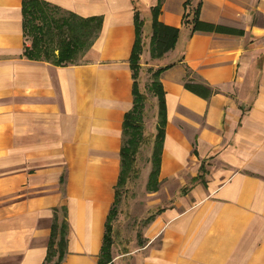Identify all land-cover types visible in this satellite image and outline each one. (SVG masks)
Wrapping results in <instances>:
<instances>
[{
    "label": "crops",
    "instance_id": "obj_1",
    "mask_svg": "<svg viewBox=\"0 0 264 264\" xmlns=\"http://www.w3.org/2000/svg\"><path fill=\"white\" fill-rule=\"evenodd\" d=\"M40 1L100 25L79 60L32 58L23 0H0V264H43L55 225L65 228L59 264H264V0H201V21L240 34L190 33L187 0H135L140 58L155 21L180 29L152 58L166 67L154 193L168 205L149 218L141 246L106 262L104 225L132 106L133 3Z\"/></svg>",
    "mask_w": 264,
    "mask_h": 264
},
{
    "label": "trees",
    "instance_id": "obj_2",
    "mask_svg": "<svg viewBox=\"0 0 264 264\" xmlns=\"http://www.w3.org/2000/svg\"><path fill=\"white\" fill-rule=\"evenodd\" d=\"M160 2V0L158 1ZM133 9H134V16H135V29H136V39L135 43L132 48V52L130 55V69L132 73L133 83H132V106L131 108L124 114L123 122H122V131H121V146L119 151L120 157V171L117 179V183L114 187V201L115 202L118 196V186L122 182V176L125 171L129 170L133 161L134 155L137 149V145L139 141H142V122L140 121L139 109H140V101L145 99L144 95L139 92L138 83L135 79V63L137 61V56L140 54L141 50V22L138 19V10H137V3L135 0H132ZM201 4V0H187L185 2V12L183 14L182 24L183 26L189 25L190 26V33L194 31H207V32H225V33H239V31L214 25L212 23L203 22L198 17L199 6ZM41 7H51L46 3H43L40 0H23L22 11H23V24L25 29V34L27 37L29 35H35V29L40 31L39 26H31L29 24L28 15L34 14L36 10L40 11ZM53 8V7H51ZM157 8L152 9V13L156 14ZM77 26H67L70 31V37L68 38H61L58 40V47L57 52L58 55L56 59L51 58L55 63H66V62H73L76 59V55L79 52H82L92 41V39L97 34L99 29V19L98 18H86L80 19L76 18ZM63 28V27H62ZM50 26L46 27L45 33L37 34V38L35 36L31 37L29 48L25 49V53L27 56L32 58H43V59H50V56L46 54H37L33 52L36 43L44 42V36L47 38V32L51 34ZM79 30V31H78ZM61 31L64 32V29ZM37 32V31H36ZM56 32V31H55ZM180 29L172 26L165 25L159 21H155L153 35H152V48H153V55L156 58L162 57L167 51H169L173 46L174 43L179 35ZM60 34V33H58ZM50 59V60H51ZM166 67H159L157 73L160 74L162 70ZM157 74V75H158ZM157 77V76H156ZM154 77L150 83V90L152 91L154 98L156 100V110L158 120L156 123V132H155V139L157 144H159V155L157 157V163L155 168V176L157 180V173H158V165H159V158L161 152V144H162V137H163V128L165 124V108H164V98H163V90L159 79ZM184 87L191 91L192 93L207 98L211 94V90L199 83L194 82H185ZM140 143V142H139ZM158 188L154 187L153 191H156ZM112 203V205H113ZM111 205L109 212L106 217L105 225H104V235L101 245L100 251V261L106 262L107 260H102L103 255L107 253V248L105 249L106 245L111 244L110 237H108L109 227H108V218L113 209ZM157 209L156 211H159ZM64 225H61L59 229L53 226V230L48 240L47 244V253L45 257V261L43 264H46L48 260H52L55 256V259L52 261L51 264H59L64 255Z\"/></svg>",
    "mask_w": 264,
    "mask_h": 264
},
{
    "label": "rangeland",
    "instance_id": "obj_3",
    "mask_svg": "<svg viewBox=\"0 0 264 264\" xmlns=\"http://www.w3.org/2000/svg\"><path fill=\"white\" fill-rule=\"evenodd\" d=\"M39 10H36L31 16H27L29 24L33 28H35L34 26L42 28L40 31L35 29L36 36L39 33H45L47 26L53 29L51 34L47 32V38L44 36V42L35 44L36 47L32 51L38 55L44 53L50 56V59H56L58 40L70 37L67 26L76 27L77 21L74 17L51 7H41ZM62 29H64V32L61 31ZM143 29H148L147 25ZM33 36L35 35L28 36L29 43ZM144 41L145 54L142 58L137 56V61L134 64L136 66L134 72L138 89L145 97L140 101L139 109L140 121L143 125V137L142 141L138 142L130 169L124 172L122 182L118 186V196L112 205L113 209L108 218L109 232L107 236L110 237L111 244L106 245L107 253L103 255L102 260L111 259L113 256L123 253H130L136 247L141 246L145 241L142 232L149 218L157 209L168 205V201L161 198L163 193L155 194L154 192L157 190L153 191L155 185L157 188L159 185L155 176L159 144H157V138L154 137L158 116L156 115V100L150 90V83L156 76L159 79L160 74L157 73L159 67H154L152 63L151 36L147 35ZM140 43H142V38ZM82 52L76 55L77 60L80 59ZM54 259L55 256L51 261L48 260L46 264H51Z\"/></svg>",
    "mask_w": 264,
    "mask_h": 264
}]
</instances>
